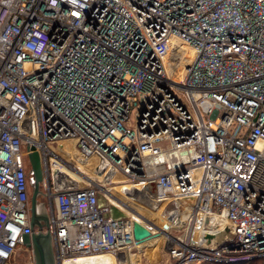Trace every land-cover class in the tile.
Segmentation results:
<instances>
[{"label":"built area","instance_id":"2783aa9c","mask_svg":"<svg viewBox=\"0 0 264 264\" xmlns=\"http://www.w3.org/2000/svg\"><path fill=\"white\" fill-rule=\"evenodd\" d=\"M28 136L56 264L127 259L149 226L131 203L175 220L153 231L172 264L264 257V0H0V264L32 248Z\"/></svg>","mask_w":264,"mask_h":264},{"label":"water","instance_id":"95a60500","mask_svg":"<svg viewBox=\"0 0 264 264\" xmlns=\"http://www.w3.org/2000/svg\"><path fill=\"white\" fill-rule=\"evenodd\" d=\"M30 122H31V118H30ZM31 130H32V126H31ZM20 144H21V154L23 161L28 209H29L31 232H32L31 244L35 257V263L56 264L53 238L49 229V212L47 210L46 194L43 187L44 171L42 167L40 152L34 144L29 142V136H28V142L20 140ZM124 191L128 195L132 196V190L125 188ZM41 197L45 198V202L41 200ZM41 201L44 203H41ZM102 205L103 204H101V206ZM115 214L118 215L117 213ZM165 216L169 220L171 219V216L169 215H165ZM44 227H48L47 232H44L43 230ZM133 235L137 244H144L150 240L160 237L161 234L153 233V231H151L149 227L143 225L142 223H140V221L136 220L133 223ZM241 261L242 260L237 262H241Z\"/></svg>","mask_w":264,"mask_h":264},{"label":"bare ground","instance_id":"6f19581e","mask_svg":"<svg viewBox=\"0 0 264 264\" xmlns=\"http://www.w3.org/2000/svg\"><path fill=\"white\" fill-rule=\"evenodd\" d=\"M177 76L179 77V73L177 72ZM72 143L73 142H65V144L63 145L65 148L68 147L72 153V155H69V156H73V158L75 159V155H73V148L72 147ZM89 166L91 169L88 170L85 166ZM97 165H98V159L96 157H91L89 158L88 160H86L85 162H79V167L82 171V173H84L89 179L92 178V179H96L94 178V175L95 173H97ZM59 173L56 171L55 172V175H58ZM72 174L70 173L69 174H64V176H60L59 179L61 177H70ZM85 175H81V176H85ZM118 176V175H116ZM116 176H113V177H116ZM72 177H74V179L76 178V176L72 175ZM98 179H102V176L100 175V177ZM113 179V178H112ZM121 177L118 176L117 179L114 178L113 181L115 180H120ZM81 179L78 178V181H80ZM122 180V179H121ZM112 190L114 191V193L118 196H121L123 197V195L120 193L121 191V188L119 186L117 187H113ZM101 199H103V196H101ZM132 207L131 209H133L134 211H136L137 213L141 214L144 218L147 219L148 224H150L148 227L149 229L152 231V229H168L169 226H165V227H157L154 223H153V216H151L153 213H155L156 215H162V208H163V205H160L158 207H154V208H149V209H146V208H142L140 207L139 205H137L136 203H131ZM139 210V211H137ZM122 215V214H121ZM180 215V213H179ZM178 216V213L177 215ZM120 215H116L115 214V217L114 218H119ZM162 217V216H161ZM164 221V223H166V225H173L174 221L175 220H169V219H164L162 218ZM177 222L178 221H181V223L185 220V218L183 219V216L181 215V220H179V218H177ZM204 223H205V218H204V215L202 213L198 214L197 216V227L195 228L194 232H193V235H192V239H193V243L194 244H198V243H201V241L204 242V240L202 239L204 235H207L209 236V238L211 239H208V241L205 243L206 244H213L215 242V240H218V238L220 239L222 234H219V232H215V235H210L209 233H212L210 229L208 228H205L204 226ZM209 234V235H208ZM151 241V240H150ZM149 242V241H148ZM169 242H172V239L170 238ZM147 243V242H146ZM166 243L164 244V249H165V246H166ZM141 245V244H140ZM138 245L135 249L139 248ZM168 246H170V243H168ZM133 251V250H132ZM131 251V252H132ZM84 259H87L84 260ZM116 260H118V258H116L115 255H113L112 253H109V252H103V253H97V254H91V255H86V256H80V257H75V258H72V259H68L67 261H65L64 264H116ZM90 262V263H89Z\"/></svg>","mask_w":264,"mask_h":264},{"label":"rangeland","instance_id":"374dc122","mask_svg":"<svg viewBox=\"0 0 264 264\" xmlns=\"http://www.w3.org/2000/svg\"><path fill=\"white\" fill-rule=\"evenodd\" d=\"M161 147H163V144H162ZM53 149H55V148L53 147ZM85 167L88 170L91 169L88 165L85 166ZM99 177H100V175H97V173H95L94 178L97 179V180L95 179V182L98 183V184L101 183L100 179H98ZM90 182L91 181H89V180L84 178L85 185H87ZM117 186H119L118 183H115V185H112V188L113 187H117ZM151 216L154 217L153 218V223L157 227L161 228V227L169 226V228H170L172 226V225H166V223L163 222L164 220L162 218H164V217L162 215H161L162 216L161 217L160 215H156L155 213H153ZM180 217H181V214L180 215L178 214L177 218L180 219ZM164 219H166V218H164ZM152 231H155V229H152ZM184 232H185V230L177 231V230L173 229L170 233H171L172 236H179V235L183 236ZM165 242L166 241H164L162 237H158V238H155V239L147 242L148 244L145 245V246L143 244H141L139 246V248H137V250L132 251L131 257H127V259H126L125 255L121 254L120 257L118 258L119 259V264H122V257L124 259H126V263L127 264H132L130 258H132L133 264H172L173 261L170 259L169 253L164 249ZM163 253H164V255H163ZM150 254L153 256L152 258L150 256ZM19 258L20 259H17L14 264H36L32 248H29L27 250V252H26V250H24L23 253L21 254V257H19ZM84 260L87 261V259H84ZM123 262H124V260H123ZM245 262H243V263H245ZM204 263H211V262L210 261H206V262H202L201 264H204ZM222 264H236V263H234V262L225 263L224 262ZM260 264H264V263H260Z\"/></svg>","mask_w":264,"mask_h":264},{"label":"trees","instance_id":"16d2710c","mask_svg":"<svg viewBox=\"0 0 264 264\" xmlns=\"http://www.w3.org/2000/svg\"><path fill=\"white\" fill-rule=\"evenodd\" d=\"M41 200H43L45 202V198L44 197H41ZM41 201V203H44ZM164 255V253H163ZM19 257H21V254L19 255ZM18 257V259H20ZM260 263H264V257H261V258H256V259H252V260H247L245 263L242 262V264H260ZM204 264H222V263H214V262H211V263H204ZM238 264H241V263H238Z\"/></svg>","mask_w":264,"mask_h":264},{"label":"crops","instance_id":"0c3cea01","mask_svg":"<svg viewBox=\"0 0 264 264\" xmlns=\"http://www.w3.org/2000/svg\"><path fill=\"white\" fill-rule=\"evenodd\" d=\"M115 179H117L118 178V176H116V177H114ZM148 243H145V244H143L144 246L145 245H147ZM141 248V247H140ZM135 250H137V249H134L133 251H135ZM131 255H132V252L130 253V255L128 256V257H131ZM150 256H151V258L153 257L151 254H150ZM131 259V263L133 264V260H132V258H130ZM123 260H124V262H123ZM116 264H119V259L118 260H116ZM122 264H127L126 263V259H124L123 257H122Z\"/></svg>","mask_w":264,"mask_h":264}]
</instances>
